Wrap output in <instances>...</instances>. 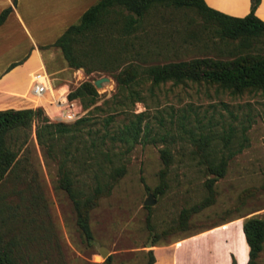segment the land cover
<instances>
[{"label": "rangeland", "instance_id": "rangeland-1", "mask_svg": "<svg viewBox=\"0 0 264 264\" xmlns=\"http://www.w3.org/2000/svg\"><path fill=\"white\" fill-rule=\"evenodd\" d=\"M125 13L112 7L97 28V43L70 42L73 50L94 51L74 53L83 66L76 68L81 75L69 91L83 81L93 85L96 78H108L100 87L93 85L92 102L86 96L74 98L82 108L79 118L85 120L77 125L61 121L73 130L42 143L33 125L7 134L14 160L0 179V203L8 218L0 237L13 244L20 264H147L153 246L210 229L229 237L228 245L244 220L264 219V89L234 95L190 81L151 86L143 78L131 87L140 100L131 101L127 89L116 91L114 78L129 63L143 67L227 59L237 51L264 53V40L250 39L247 47L234 49L240 40L221 36L215 21L194 9L165 6L150 7L126 35L120 31ZM60 92L51 89L49 94ZM30 98L44 105L33 108H41L48 121H60L44 109L48 94ZM141 111L137 139L119 141L118 130L135 121L131 113ZM210 149L226 159L220 177L207 174L200 163ZM64 171L71 188L82 193L81 202L93 191L94 175L101 178L93 205H79V210L85 208L89 241L77 224L78 207L62 185ZM148 194L153 203L144 205ZM232 246L225 252L229 264L236 263ZM252 264H264V241Z\"/></svg>", "mask_w": 264, "mask_h": 264}, {"label": "trees", "instance_id": "trees-1", "mask_svg": "<svg viewBox=\"0 0 264 264\" xmlns=\"http://www.w3.org/2000/svg\"><path fill=\"white\" fill-rule=\"evenodd\" d=\"M11 1L13 4L15 3V0ZM257 3L258 0H250L249 12L242 17H234L209 8L203 0H97L80 15L76 23L68 26L52 45L61 50L64 59L67 61V66L73 69L82 67L83 63L77 56L91 54L94 48L73 50L70 42L72 40L84 42L90 39L92 43H97L100 39L97 28L104 23L106 16L114 5L126 10V13L122 16V26L120 28V31L123 32L121 34L126 35L131 34L135 30V26L141 21L150 7L165 6L177 9H194L206 20L215 21L219 26L221 36L240 40L238 46L234 48L239 50L242 47H247L250 39L264 40V21L253 15V9ZM6 11L4 10L0 13V22L4 18ZM96 49L97 51L101 50L99 48ZM74 53H78V55L75 56ZM114 53H118V51L115 49ZM134 53L137 55L139 52L134 51ZM232 55L233 57L227 59L192 58L189 60L149 64L143 67L136 63H129L114 76L116 91L127 89L131 101L140 100L135 90L131 87L143 78L148 79L151 86H157L166 81L174 83L190 81L197 84L214 85L216 88L234 95L246 91L264 89V53L237 51ZM84 96L87 97L89 102H92L94 96H96V90L89 81L81 82L67 93L68 98L83 99ZM115 103H119V100H116ZM131 115L135 117V121L128 120L117 132L118 140L121 142H127L128 140L134 142L140 131L139 125L144 112L131 113ZM84 120L85 118H79L70 125H77ZM32 125L34 126L35 138L40 143L44 139H52L54 134L63 135L73 130L70 129L71 126L64 122L48 121L39 107L0 110V179L14 160V152L6 143L7 134L14 128L28 131ZM224 148H226L228 154L232 153L229 152L230 150L226 144H224ZM212 151L210 149L204 152L201 155L200 163L205 167L207 174L220 177L224 174L226 159L224 156L214 155ZM112 171L117 172L118 169L113 167ZM94 177L95 185L93 191L89 196H85V199L81 202L79 198L82 193L71 188L65 171L62 176V185L72 197L76 207H78L77 224L81 234L87 241L91 239V233L84 212L85 208L84 211H81L79 210V205L80 207L85 205L90 207L93 205L94 197L101 193V178L96 174ZM7 219L3 215V204L0 203V226L4 225ZM241 228L248 246L245 264H252L264 241V219L247 218L242 223ZM18 260H21V258L18 257L13 244L10 241L3 243L0 237V264H20ZM152 263L153 256L150 249L147 264ZM231 264H235V262L232 261Z\"/></svg>", "mask_w": 264, "mask_h": 264}, {"label": "crops", "instance_id": "crops-1", "mask_svg": "<svg viewBox=\"0 0 264 264\" xmlns=\"http://www.w3.org/2000/svg\"><path fill=\"white\" fill-rule=\"evenodd\" d=\"M96 1L15 0L13 4L11 0H0V13L7 10L0 22V110L44 107L30 98V75L35 71L47 75L50 90L68 93L81 71L66 66L60 50L52 43ZM203 1L209 8L234 17H242L250 10V0ZM253 15L264 21V0H258ZM46 107L45 111L53 115V105ZM236 231V243L228 245L224 242L229 237L210 229L153 246L152 264H229L225 252L232 245L237 252L233 253L235 264H245L248 246L241 225Z\"/></svg>", "mask_w": 264, "mask_h": 264}, {"label": "built area", "instance_id": "built-area-1", "mask_svg": "<svg viewBox=\"0 0 264 264\" xmlns=\"http://www.w3.org/2000/svg\"><path fill=\"white\" fill-rule=\"evenodd\" d=\"M49 80L43 71H35L30 75L29 94L34 99L44 98L49 95ZM53 105V116L60 121H75L82 114V108L74 98H68L67 94L61 93L50 96L46 102Z\"/></svg>", "mask_w": 264, "mask_h": 264}, {"label": "water", "instance_id": "water-1", "mask_svg": "<svg viewBox=\"0 0 264 264\" xmlns=\"http://www.w3.org/2000/svg\"><path fill=\"white\" fill-rule=\"evenodd\" d=\"M108 78L106 76H102V77H99V78H96L93 80V85L97 88V87H100V85L102 84V82H105L107 81ZM153 203V200L151 199V196L150 194H148V196L145 198V200L143 201V204L144 205H150ZM100 254L102 256H105L106 254V251L105 250H100Z\"/></svg>", "mask_w": 264, "mask_h": 264}]
</instances>
